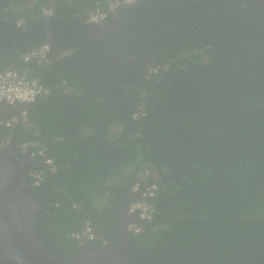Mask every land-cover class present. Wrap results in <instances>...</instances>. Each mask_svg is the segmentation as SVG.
I'll return each mask as SVG.
<instances>
[{"label":"trees","instance_id":"16d2710c","mask_svg":"<svg viewBox=\"0 0 264 264\" xmlns=\"http://www.w3.org/2000/svg\"><path fill=\"white\" fill-rule=\"evenodd\" d=\"M48 1L35 0L31 13L14 14L11 4L24 8L26 2L0 0V23L9 21L15 27V20L28 17L27 28H39ZM58 1L54 21L85 20L95 5L92 0ZM195 11L204 30L174 31L156 55L168 70L147 78L135 76L122 88L123 99L121 88L103 79L102 57L112 48L110 43L92 55L82 52L85 64L66 70L68 64L59 60L24 62V55L44 41L26 45L24 37L0 33V66L2 58L11 59L0 72L14 69L40 79L49 90L20 109L3 106L5 118L26 110L33 127H2L0 143L11 138L8 151L29 162L24 168L27 176L44 172L39 187L27 176L25 180L42 208L36 216L38 237L54 254L80 255L81 245L72 236L88 222L107 241L105 246L90 243V249L113 247L119 212L132 202L136 173L155 168L161 175L160 190L152 200L156 216L149 223L132 218L145 231L129 234L127 262L177 264L172 259L178 258L181 264H254L264 259V35L222 30L203 9L187 8L163 13L164 37L175 24L174 15L192 16ZM224 23L264 27L247 21ZM98 57L100 69L92 66ZM51 58L55 60L53 53ZM138 110L144 115L136 119ZM36 139L48 147L55 172L41 159L20 153L22 142ZM49 236L58 241L54 250Z\"/></svg>","mask_w":264,"mask_h":264},{"label":"flooded vegetation","instance_id":"af4514ba","mask_svg":"<svg viewBox=\"0 0 264 264\" xmlns=\"http://www.w3.org/2000/svg\"><path fill=\"white\" fill-rule=\"evenodd\" d=\"M16 1L19 3L26 2L24 4L26 6L20 8L11 4L13 6L12 10L15 12L14 14L22 12L23 10L31 13L29 9L32 7L31 3L35 0ZM95 1L100 2L102 0ZM174 1L179 2V0ZM181 1L188 3L189 1L195 0ZM195 2L210 3L211 6L215 4V7L212 6L214 11L226 21L233 23H244L247 21L264 25V0H203ZM46 4L48 6L44 9L51 7L54 14L52 17H44L41 13L39 19L42 20V23L39 28L28 29L27 24L29 18L21 17L15 20V27L9 21H1L0 33L4 34L6 37H8V35L12 37H24L21 41L26 45L28 42L30 43L34 40L37 42L39 40L44 41L45 43L41 46L45 45L48 47V55L45 62L52 61L51 55L53 53L55 59L59 58V62L68 64L64 67L66 70H72L77 66L85 64L83 57H81L82 52H87V54L92 55L103 43H110L112 48L106 49L102 57L104 60L102 70L105 73L103 79L106 81L107 85L121 88L120 95L122 99L125 98V93L122 88L125 85H130L135 76L139 77L140 74H143L144 77L147 78V76L152 74L153 69L157 68L159 70L160 67L163 68L161 72L168 70L167 66H161L162 63H160L156 55L158 54L157 49L163 47L162 45L166 43V40L174 31L176 32L177 29H182L184 32L200 34V30H204V27H202L196 19L199 12L195 11V15L192 16L185 12L174 15L175 24L171 25L167 35L164 37L166 28L164 29L163 13L170 10L160 9V6L185 4H172V0H142L134 6L112 12L104 21L106 23L99 26L90 25L82 18H78V20L54 21L52 19L56 18L60 7L59 1L49 0ZM184 9L173 10L182 12ZM214 11L213 13L215 14ZM224 20L221 19L222 22H224ZM18 21H21V26H18ZM95 26L98 27L94 28ZM74 35L75 37L72 40H65V38ZM83 39L89 40L90 42L82 44L81 41ZM215 39H218V37L214 36V40ZM217 42L221 44L222 41L218 39ZM260 44H264V37L261 38ZM209 48L211 49V47ZM217 49H219V47H217ZM147 54H150L153 59L152 61L128 63L124 58L120 59L121 56L126 55L133 58H142ZM214 54L216 56V53ZM22 57L23 55L21 58ZM2 60L1 66L11 61V59L8 58H2ZM117 65L121 67L118 70L115 68ZM92 66L96 69H100L101 58H96ZM130 67H132V69L128 70ZM3 106L4 105H0V129L3 127L1 122L5 118L3 115L6 112V108L4 109ZM15 153L17 154V152ZM49 237L52 238L50 239L51 245L49 246L54 250L52 245H57L58 241H55L52 236ZM97 242L103 246L107 245L106 240H98ZM78 243L81 245V252L88 249V246L90 247V243L86 239H82L78 241ZM58 249L60 250L59 247ZM136 251L138 252L137 249ZM71 252H73V249H71ZM259 258L260 257H255L254 260ZM259 261H264V259H259ZM172 262L181 264L178 258H173ZM185 262L190 264L187 261ZM138 263L144 264L147 262L143 261Z\"/></svg>","mask_w":264,"mask_h":264},{"label":"water","instance_id":"95a60500","mask_svg":"<svg viewBox=\"0 0 264 264\" xmlns=\"http://www.w3.org/2000/svg\"><path fill=\"white\" fill-rule=\"evenodd\" d=\"M184 8H202L208 19L222 30L264 35L263 26L226 25L215 16L210 3L189 2L160 6V9L165 10ZM104 23L106 22L102 21L96 25ZM122 58L128 63L153 60L150 54L142 58L127 55L120 57ZM21 107L22 105H17L16 109ZM6 150L8 148L3 150L0 148V260L15 264H131L125 259L130 246L127 229L133 218L127 205L119 212V230L113 247L95 252L88 246L80 255L71 257L60 256L50 251L36 231L37 211L42 208L33 197V187L25 182L24 167L29 162L20 160L15 152ZM132 201L141 202L142 199L133 195ZM254 264H264V261Z\"/></svg>","mask_w":264,"mask_h":264},{"label":"built area","instance_id":"2783aa9c","mask_svg":"<svg viewBox=\"0 0 264 264\" xmlns=\"http://www.w3.org/2000/svg\"><path fill=\"white\" fill-rule=\"evenodd\" d=\"M141 0H108L107 9L98 10L92 13L89 17L88 23L98 24L105 21L110 13L119 9L122 4H138ZM53 9L46 8L42 11V16L52 17ZM18 26H21V21H18ZM48 47L43 45L34 49L24 55L25 63H43L47 59ZM160 67V66H159ZM163 68L159 70L153 69L151 75H157ZM49 94V90L43 85L38 78H28L26 75L19 73L14 69H7L0 72V105H7L9 107H16L17 105H29L34 103L41 97ZM144 115V114H143ZM134 118H139L138 115ZM7 128L22 126L24 128L33 127L29 119L27 111H21L19 114L11 116L1 122ZM10 146V140H4L0 143V148L7 149ZM22 154L27 155L32 159H44L45 164L49 169L55 167L54 160L48 157V148L45 144L38 140L25 141L19 146ZM44 172L40 171V178L38 184L42 181ZM136 182L132 187V194L140 197L141 202L132 201L128 206V211L133 217H137L140 222L149 223L156 216V206L152 200L158 195L160 190L158 181L161 175L155 168H146L140 170L135 175ZM139 222H131L128 226V232L132 235H139L143 233L144 226ZM76 240L87 239L90 242L97 240V232L92 223L88 222L83 229L73 234Z\"/></svg>","mask_w":264,"mask_h":264},{"label":"bare ground","instance_id":"6f19581e","mask_svg":"<svg viewBox=\"0 0 264 264\" xmlns=\"http://www.w3.org/2000/svg\"><path fill=\"white\" fill-rule=\"evenodd\" d=\"M107 1H108V0H104L103 3H102L101 5L95 7L93 10L90 11L89 14L87 15L86 19H85L86 22L89 20V17H90V15H91L92 13H94V12H96V11H98V10H105V9H107ZM141 1H142V0H141ZM131 6H134V4H131V5H130V4H122V5L119 7V10H121V9H123V8H126V7H131ZM87 23H88V22H87ZM88 24H90V25H96V24H94V23H88ZM136 115H138L139 117L142 116V115H143L142 110H138L137 113L135 114V116H136ZM25 166H26V165H25ZM24 168H25V167H24ZM50 171H51V172H55V171H56V166H55L53 169H51ZM25 176H27V175L25 174ZM27 178H28L29 180H31V182H32V184H33L34 187H39V186L42 184V182L44 181V177H43L42 181L38 184V181H39V178H40V170L34 171V172H32V173H29L28 176H27ZM25 182H26V180H25ZM144 231H145V228H144ZM144 231H143V233H144ZM128 233H129V232H128ZM129 234H130V233H129ZM141 234H142V233H141ZM139 235H140V234H139ZM98 240H101V238L99 237V235H98L96 241H98ZM96 241H94V242H96ZM180 263H181V261H180Z\"/></svg>","mask_w":264,"mask_h":264},{"label":"clouds","instance_id":"9594fccd","mask_svg":"<svg viewBox=\"0 0 264 264\" xmlns=\"http://www.w3.org/2000/svg\"><path fill=\"white\" fill-rule=\"evenodd\" d=\"M116 11H117V10H116ZM113 12H115V11H113ZM110 14H111V13H110ZM47 89H48V88H47ZM65 91H66L67 93L70 92L69 89H68V90H65ZM46 96H47V95H46ZM44 97H45V96H44ZM41 98H42V97H41ZM36 101H37V100H36ZM36 101H35V102H36ZM35 102H34V103H35ZM31 104H32V103H31ZM8 107H9V106H8ZM13 108H16V107H13ZM23 111H24V110H23ZM25 111H26V110H25ZM6 119H9V118H5L4 120H6ZM4 120H3V121H4ZM3 127H5V126H3ZM16 127L24 128V127H22V126H16ZM16 127H12V128H9V129H13V128H16ZM5 128H7V127H5ZM7 129H8V128H7ZM4 140H5V139H4ZM4 140H3V141H4ZM36 140H37V139H36ZM3 141H2V142H3ZM29 141H31V140H29ZM38 141H39V140H38ZM24 142H25V141H24ZM22 143H23V142H22ZM22 143H21V144H22ZM10 144H11V141H10ZM21 144H20V145H21ZM20 145H19V146H20ZM47 148H48V147H47ZM18 149H19V147H18ZM19 151H20V150H19ZM20 153H21V152H20ZM48 153H49V154H48V157L52 158V157L50 156V152H49V151H48ZM23 155H24V154H23ZM25 156H27V155H25ZM27 157H28V156H27ZM28 158H30V157H28ZM30 159H32V158H30ZM36 159H40V158H36ZM52 159H53V158H52ZM41 160L43 161V164H45L44 159H41ZM53 160H54V159H53ZM54 163H55V161H54ZM45 166L49 169V167H48L46 164H45ZM50 170H51V169H50ZM40 171H41V170H40ZM96 232H97V230H96ZM98 234H99V233H97V235H98ZM72 237H73V236H72ZM73 238H74V237H73ZM74 239H75V238H74ZM75 240H76V239H75ZM86 240H87V239H86ZM76 241H80V240H76ZM87 241L90 242L89 240H87ZM96 242H97V241H96ZM96 242H90V243H96Z\"/></svg>","mask_w":264,"mask_h":264},{"label":"crops","instance_id":"0c3cea01","mask_svg":"<svg viewBox=\"0 0 264 264\" xmlns=\"http://www.w3.org/2000/svg\"><path fill=\"white\" fill-rule=\"evenodd\" d=\"M103 1H104V0H102V1H100V2H97V1L93 0V3H94L95 5H94V7H93L91 10H93L95 7L101 5V4L103 3ZM91 10H90V11H91ZM90 11H88V12L86 13V16H85V17H87V15L89 14ZM57 60H59V58H56L55 60L49 61V62H47V63L51 64V63H54V62L57 61ZM7 139H9V140L11 141V138H6L5 140H7Z\"/></svg>","mask_w":264,"mask_h":264}]
</instances>
